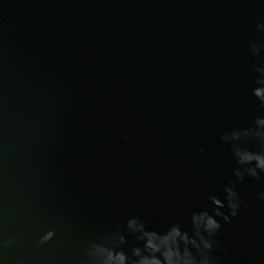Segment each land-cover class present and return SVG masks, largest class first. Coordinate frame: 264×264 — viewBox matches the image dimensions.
Returning a JSON list of instances; mask_svg holds the SVG:
<instances>
[{"label": "water", "instance_id": "1", "mask_svg": "<svg viewBox=\"0 0 264 264\" xmlns=\"http://www.w3.org/2000/svg\"><path fill=\"white\" fill-rule=\"evenodd\" d=\"M259 25L264 0H0V264H83L130 217L190 232L226 185L217 264H264V174L220 139L264 116Z\"/></svg>", "mask_w": 264, "mask_h": 264}, {"label": "clouds", "instance_id": "2", "mask_svg": "<svg viewBox=\"0 0 264 264\" xmlns=\"http://www.w3.org/2000/svg\"><path fill=\"white\" fill-rule=\"evenodd\" d=\"M258 27L264 28V25ZM249 47L253 54L260 51L255 42ZM253 70L260 75L254 80L252 95L264 105V67L254 66ZM220 139L231 147L237 165L233 175L238 181H243L246 176L261 178L264 174V116L257 117L251 127L222 133ZM249 143L257 144L258 150L250 148ZM260 199L264 200V193L260 194ZM208 200L210 210L192 213L190 232L179 223L171 224L162 232L156 231L142 219L130 217L118 230L89 241L83 264H217L213 251L222 225L216 217L230 223L244 202L233 185L224 187L223 199L209 195ZM225 207L229 210L227 214L221 211ZM125 232L137 241L130 252L126 247L128 239ZM54 236V230L47 231L40 237L37 247L48 243Z\"/></svg>", "mask_w": 264, "mask_h": 264}]
</instances>
